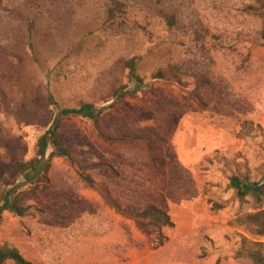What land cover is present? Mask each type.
<instances>
[{
    "label": "rangeland",
    "instance_id": "1",
    "mask_svg": "<svg viewBox=\"0 0 264 264\" xmlns=\"http://www.w3.org/2000/svg\"><path fill=\"white\" fill-rule=\"evenodd\" d=\"M118 1L124 15L109 24L110 0H0L4 162L36 159L58 111L132 92L96 121L60 119L73 162L15 182V194L38 189L26 218L2 214L0 245L32 264H253L238 253L243 238L264 243L245 221L264 197L240 200L229 181H264V0ZM99 199L147 242L109 244L108 226L89 223ZM150 205L175 227L143 232L149 221L127 215Z\"/></svg>",
    "mask_w": 264,
    "mask_h": 264
},
{
    "label": "trees",
    "instance_id": "2",
    "mask_svg": "<svg viewBox=\"0 0 264 264\" xmlns=\"http://www.w3.org/2000/svg\"><path fill=\"white\" fill-rule=\"evenodd\" d=\"M110 2L111 6L107 10L106 20L107 23L114 24L121 18V15H124V5L118 0H110ZM126 68L129 71L130 79L137 84L136 90L133 91V93L142 91L144 84L143 80L137 75L135 62L133 60L127 62ZM130 94H132V92H128L125 87H122L114 92L113 99L107 107L96 108L91 104H82L76 109H64L58 111L50 128L38 141L36 159L29 162L13 164L4 162L0 156V187L8 189L1 197L0 220L4 212H9L18 218H26L32 210V208L27 205V201L30 195L34 194L38 188L35 186L31 191L15 194L12 186L17 180L26 175H32L31 181L38 179L42 172H48L50 169V162L55 157L64 158L73 162L72 151L76 145V140L61 132V118L73 116L87 118L90 116L96 121L102 117L106 110L112 109L118 100ZM49 100L51 105L55 107L57 106L52 98H49ZM50 148L52 149V152L47 155ZM79 176L88 184H93V181L84 174H79ZM48 181L49 180H46L47 183ZM259 184L260 183H250L239 177H233L229 181L230 188L236 192V195L240 200L245 199L249 195L254 199L264 197V185L259 186ZM109 204L116 211L122 212L115 202L109 200ZM127 215L136 221L140 218H146L149 221L146 226H141L143 232L152 229L153 232L158 233L162 228L171 229L175 227L171 217L166 212L159 210L153 205L148 206L140 214L134 215L128 213ZM245 221L256 229V234L258 236H264V211L258 212L254 215H247ZM165 240V238H161L162 242H165ZM238 254L247 257L253 264H264V243L250 242L243 238L241 240V247ZM7 262H12L13 264H32L26 261L17 249L0 245V264H5Z\"/></svg>",
    "mask_w": 264,
    "mask_h": 264
},
{
    "label": "crops",
    "instance_id": "3",
    "mask_svg": "<svg viewBox=\"0 0 264 264\" xmlns=\"http://www.w3.org/2000/svg\"><path fill=\"white\" fill-rule=\"evenodd\" d=\"M190 143H187L188 151H197V143L193 139H190ZM194 155V154H193ZM196 155V153H195ZM195 157V156H194ZM93 204L97 207H93L97 210L96 216H93V219L89 223H94L97 226H102L105 228L108 226L109 231V244L120 241L125 245L126 249H133V238H136L139 241H146V238L142 234L134 229L133 221L128 220L127 218L114 212L107 204L102 200L93 201ZM187 232H180V236H185Z\"/></svg>",
    "mask_w": 264,
    "mask_h": 264
},
{
    "label": "water",
    "instance_id": "4",
    "mask_svg": "<svg viewBox=\"0 0 264 264\" xmlns=\"http://www.w3.org/2000/svg\"><path fill=\"white\" fill-rule=\"evenodd\" d=\"M262 185H264V181L259 184V186H262Z\"/></svg>",
    "mask_w": 264,
    "mask_h": 264
}]
</instances>
